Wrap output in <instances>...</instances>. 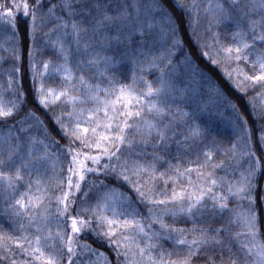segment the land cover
<instances>
[{
  "label": "snow or ice",
  "instance_id": "snow-or-ice-1",
  "mask_svg": "<svg viewBox=\"0 0 264 264\" xmlns=\"http://www.w3.org/2000/svg\"><path fill=\"white\" fill-rule=\"evenodd\" d=\"M174 3L175 7L185 12L190 10L189 5L175 2V0ZM110 5L112 6L111 11H109ZM13 9L16 11L22 9L25 17H31L29 36L33 39H35L36 31L42 30L49 23L53 25L48 31L43 32V36L49 38L46 42H50L54 49L58 48L59 54H63L64 63L52 65L49 61H43L42 72L37 70L35 63H31L30 70L33 83L37 75L41 78V83L35 89L40 105L50 108L55 101L66 98V105L72 106V110L67 112L68 122H65L61 116L54 117L61 127L63 138L68 140L65 150L66 156L70 159L67 160L66 181L64 179L60 181L61 184L66 182V190L61 189L59 194L53 192L49 195V187L43 179L47 164L52 158L47 142L29 137L28 150L25 155L21 152L23 141L20 136L17 135L15 142L12 140L11 126L7 135L0 136V182L4 184L5 201L14 200V203H7L5 214L10 213L12 217L19 218L21 221L19 229L22 233L19 236L11 233L0 234V249H3L5 253H10L12 250L8 242H11L25 257L18 261L16 254L12 253L0 256V261H10V264H33V262L63 264L65 249L67 264H77L75 257L86 252L103 256V253H97L90 244H79L77 238L85 230H89L97 239L106 241L109 247L115 245L113 251L117 257L116 264H196V258L199 256L205 257L202 264H264V242L259 239L254 210L249 208L246 213L234 211L232 216L227 220L224 219L225 213L230 211L228 207L230 197L244 198L243 194L247 193L251 186L250 177L254 175L255 169L250 170L247 176L242 175L239 182L228 183V194L225 195L223 191H217L218 186L223 189L224 185L222 181L213 178V173L197 171L198 179L194 181L191 176L192 167L181 171L179 165H176L174 176L159 173L160 177L167 175L164 181L166 188L169 181L175 184L185 177L187 184L179 191L173 187L170 196L166 189L161 192L155 190L156 161L160 157L154 151L151 160L140 159V157H146L147 153L136 150L137 141L135 138L129 139V133L134 127L130 120L136 118L140 121L139 125L135 126L141 138L139 142L143 143L145 148L148 147L149 141L156 137L158 140L153 145L154 149L165 143L166 131L161 130L152 119L145 117L144 103H141V101L147 103L148 117L155 115L162 118L164 116L166 109L161 107L159 102L151 99L159 97L164 92L163 75L160 77V87H153L152 83L145 81L146 91L142 94L135 93L130 87L126 88L123 85L117 93L112 81H109L111 90L101 89L99 85L86 84L85 77L81 75L79 85L81 88H86V92L80 95L70 94L71 89L77 92L80 89L74 83L75 77L72 70L66 66L68 56L64 38L68 36L72 37L78 50L83 44L87 60L79 63L96 66L103 61L104 72H107L112 58L102 56L100 51H89L97 40L100 41L101 48L110 46L112 41L125 44L127 50L123 55L133 57V63H140L142 70L144 62L147 63V67L153 68L158 66V60L162 62L167 58L163 53L159 57L151 56V59L144 54L146 46L154 45L160 40L172 39L174 45L179 43L175 39L177 28L170 26L158 28L156 18L151 14L157 10L163 11L159 0H151L149 3H141V0H58L57 3H51V0H48L47 6L45 0H34V2L12 0V6L0 3V23L15 28L16 15ZM205 11L211 13L209 30L213 23L219 25L225 21H232L235 24L236 30L230 33L232 43L227 46L221 44L227 61L237 62V66L226 73L228 78L232 79L233 72H235L237 76H243V80L236 81L235 86L238 89L244 90L247 87L256 86L264 89V51L256 52L255 59H250L258 42L260 47L264 48V15L260 20H255L250 15L251 12L257 11L264 13V0H259L258 3L257 0H249V3L243 5L240 0H229L227 6L219 2L212 4L210 0ZM245 17L248 18L247 30L243 23ZM161 19H166L169 24L172 22V17L168 13H164ZM191 23L192 18L189 17V27ZM258 26L259 33H257ZM110 30H114V34H110ZM54 33L56 39L52 40ZM249 33H252L251 40L248 39ZM216 43L220 44L219 39ZM138 55L143 57V61L136 59ZM203 55L211 59L208 52H204ZM29 57H32L31 50ZM241 60L251 64L253 69L251 74L239 67ZM212 63L218 64L219 61L212 59ZM50 69L58 73L62 72L64 80L67 81V84L61 86L59 91L51 87L45 90L43 80ZM16 70L19 71V69ZM141 80H143L142 76ZM245 82L251 83L246 84ZM11 85L10 79L9 88ZM101 91L105 94L104 98L100 96ZM16 99H19V94ZM134 100L140 105L135 110L132 109ZM88 103H92L93 107H78ZM15 108V103L9 107L0 99V121H6L12 117ZM233 108L235 109V105ZM101 112L103 116L100 115ZM27 117L34 118V113L29 111ZM120 117L125 119L119 120ZM24 122V117L17 121L21 125L20 132L28 131L23 127ZM154 131L155 137L153 136ZM189 132L190 136L185 137L186 140L189 138L197 140L203 136L199 126L190 127ZM248 138L251 142V133ZM77 142L79 147H77ZM257 143L260 148H264V126L261 127ZM37 144L42 145V152L39 155L35 147ZM124 145H127L131 151L128 156L122 158ZM84 149L89 151H84ZM132 152L137 158H132ZM62 154H57V159ZM243 154L255 155L251 147ZM204 156L206 160L205 164L200 166L201 169L208 166L213 153L206 151ZM17 157L22 162L16 167L15 172L13 174L5 172L4 169L14 164ZM172 167L170 165V168ZM213 167H220V165H213ZM33 172L36 173L35 193L32 192L33 180H29L28 190L16 198L15 194L19 192L18 182L23 180L25 174L31 176ZM89 173H95L97 176L100 174L108 176L112 173L131 184L140 199L149 206L150 223L145 225L143 218L136 219L138 213L135 209L118 211L117 202L123 197H117L113 190L103 192L95 206L84 207L82 211H75L73 215L75 200H70V197L74 195L72 189L75 188L76 192H81L82 183L86 181ZM88 196L89 192H84L85 201ZM53 197L56 202L57 215L54 233L48 227L51 223L49 205ZM247 198L252 199L250 194ZM206 201H211V204L209 205ZM157 206L163 207L158 208ZM108 212H111V216L107 215ZM166 216L173 217V222H166ZM178 216L185 217L186 222L190 220L192 227H176L175 218ZM25 219L27 224L23 222ZM69 221L70 232L68 231ZM217 221L219 226L213 227L212 225ZM237 223L241 225V230L233 233V239H236L239 245L234 249L232 242H225L222 237L228 233L230 225ZM153 225H159V229L153 228ZM30 228L36 230L32 238L27 234ZM130 229H135V232L130 233L128 231ZM118 230H120L119 238ZM189 233L192 234L191 239L188 238ZM239 237H246V239L239 240L237 239ZM162 241L172 242L171 250H166ZM77 247L81 249L79 253ZM157 249H159L158 255L154 254Z\"/></svg>",
  "mask_w": 264,
  "mask_h": 264
},
{
  "label": "trees",
  "instance_id": "trees-1",
  "mask_svg": "<svg viewBox=\"0 0 264 264\" xmlns=\"http://www.w3.org/2000/svg\"><path fill=\"white\" fill-rule=\"evenodd\" d=\"M34 2V0H30ZM58 0H51V3H57ZM151 0H141V3H149ZM163 6V11L157 10L151 14L156 18L159 27H176L177 35L176 40L179 44L176 46L172 39L160 40L154 45L145 47L144 54L151 59V56L159 57L163 53L167 58L162 62L157 61V67L149 68L147 63L144 62L143 70L141 64L133 63V57L123 55L127 50L125 44H117L112 41L111 45L106 48H101L99 40L93 47L89 49L92 51H100L102 56L111 57V61L107 67V72H104L105 65L103 61L96 66H87L86 63H79L80 61L87 60V55L84 53L83 44L77 49V45L73 42L72 37L64 38V45L68 56L67 67L70 68L75 77L74 83L80 89L77 92L75 89L70 90V94L80 95L86 92V88H81L79 85V77H85L86 84L99 85L101 89L109 88L111 85L109 81L114 82L115 91L118 93L121 85L126 88H131L135 93L142 94L146 91L145 81L153 84V87H160V77L163 75L164 92L159 97H152L154 102H159L160 106L165 108L164 116L157 117L152 115L148 117L147 103H144L145 117L150 118L156 123L161 130L166 131L167 139L165 143L154 149L153 145L156 144L158 137L149 141L148 147L145 148L144 144L139 142L140 136L137 133L136 125L140 121L132 118L130 123L134 127L130 130L129 139L135 138L137 144L136 150L144 151L147 153L146 157L140 159H152V153L155 151L160 157L156 161L157 179L155 180V190L157 192L166 189L167 194L171 195L173 187L180 190L181 187L187 184V178H182L180 181L173 184L169 181L167 188L165 186V179L167 175H175L174 167L179 165L181 171L184 168L192 167V179L196 181L197 171L211 172L213 178L217 181L223 182V189L217 187V191H223L227 195V184L237 183L241 180L242 175L247 176L250 170L255 169L254 175L250 177L251 186L248 192L243 194L244 198L241 199L236 196L230 197L229 212L225 213L224 219L227 220L234 211L247 212L249 208L253 209L256 215V225L259 232V239L264 242V148L258 146L261 127L264 126V89L259 86L247 87L244 90L238 89L235 84L237 80H243V76H237L233 72V78L229 79L227 72L232 71L237 66L235 61H227L226 54L221 49V44L229 45L232 43L230 33L234 32L235 24L232 21H225L219 25L213 23L209 30V17L210 12H206L210 0H175L185 5H189L190 10H185L175 7L174 0H159ZM224 3L226 6L229 0H211L212 4ZM259 0H257V3ZM0 3L12 6V0H0ZM195 6H192V4ZM241 5L249 3V0H240ZM46 6L48 0H45ZM194 9H191L193 8ZM251 7V4H249ZM112 6H109L111 11ZM15 28L11 25L0 23V99L11 107L12 103L16 104L14 114L6 121H0V136L8 134L9 127L11 126V137L13 142L16 141L17 135L20 136L23 143L21 144V152L26 155L28 150L29 137H35L37 140H44L47 142L52 158L47 164V171L43 176L44 181L49 187V195L53 192L59 194L61 189L67 188L66 182L61 184L60 181H66L67 173V160L70 159L66 156L65 145L68 140L63 138V133L60 125L55 121V116H61L65 122L69 121L67 112L72 110L71 105H66V98H61L55 101L50 108H45L40 105L37 100L36 87L41 83V78L37 75L35 83H33L32 72L30 70L31 63L37 65L39 72L43 71V61H49L52 65L63 64V54L58 53V48L54 49L50 42H46L49 38L43 36V32L48 31L53 27L51 23L45 25L42 30L35 32V39L29 36L31 17H25L23 10L16 11ZM164 13H168L172 17V22L166 19H161ZM250 15L255 20H260L264 13L251 12ZM189 17L192 18L191 27H189ZM245 30L248 28V18L245 17L244 21ZM260 28L257 27V33ZM110 34H114V30H110ZM62 35V34H61ZM89 35H91L89 33ZM252 33H249L248 39L251 40ZM87 38V37H85ZM52 40L56 39L54 33L51 37ZM219 39L220 44L216 43ZM32 52V57H29V51ZM264 51L260 47L259 42L254 53L250 59H255V53ZM208 52L211 59L205 55ZM170 53V55H169ZM18 57V58H17ZM137 60L143 61L142 56H137ZM212 59L219 61L218 64H213ZM239 67L249 74L253 69L250 63H245L243 60L239 62ZM16 69H19L17 71ZM103 73V75L101 74ZM141 76L143 80H141ZM11 79L12 85L9 88V80ZM45 90L49 87L59 91L61 86L66 85L67 81L64 80L62 72H55L49 70L45 74L43 80ZM250 84L251 82H245ZM19 94V99H16ZM101 98H104L103 91L100 93ZM114 98V97H113ZM235 105V109L233 108ZM78 107L91 108L92 103L79 105ZM140 105L134 100L132 102V109L139 108ZM31 111L34 113V118H28L27 113ZM186 113V115H184ZM103 116V113H100ZM22 117L25 118L23 127L27 132H20L21 125L17 123ZM242 118V119H238ZM125 119L120 117L119 120ZM246 122V123H245ZM199 126L203 132L200 139L193 140L191 138L185 139L190 136V127ZM247 129V131L245 130ZM249 133L252 135L251 142L249 141ZM155 137V131L153 132ZM235 145V148H233ZM37 155L42 152V145H35ZM77 147L79 143L77 142ZM249 147L255 155H244ZM84 151H89L84 149ZM130 149L127 145L123 146V156H128ZM212 151L213 158L208 162L206 168L201 169L200 166L205 164L204 152ZM59 159H57V154ZM235 153V155L233 154ZM6 155V153H2ZM132 158L135 153L132 152ZM20 158H15V163L10 167L5 168L4 171L13 174L16 167L21 163ZM90 163V162H89ZM219 164L220 167H213ZM170 165L173 167L170 168ZM159 173H166L164 177H160ZM36 173L33 172L31 176L24 175L23 180L18 182L17 187L19 192L15 194L16 198L27 191L29 180H33L32 192L35 193L36 185L34 183ZM143 183V181H141ZM113 190L117 197H123L118 200L117 210L135 209L138 215L136 219L143 218L145 225L149 224L148 219V205L143 202L138 193L131 184L119 179L115 174L109 173L108 176L100 174L97 176L95 173L87 174V179L82 183V191L76 192L75 188L72 189L73 196L70 200H75L73 205L75 211H82L84 207H93L97 203V199L103 192ZM89 192V196L85 201L84 192ZM189 191H191L189 189ZM248 194L252 199L247 198ZM14 203L12 201H5L4 199V184L0 182V234L11 233L12 235H21L19 229V218L12 217L10 213L5 214L7 203ZM209 205L211 201H206ZM55 198L53 197L52 203L49 205V228L54 233L56 231V207ZM162 208L163 206H157ZM171 207V205H169ZM107 215L111 216V212ZM63 219V218H61ZM166 222L172 223L173 217L166 216ZM208 219V217H204ZM176 227L191 228V221L186 222V218L178 216L175 218ZM27 224V220L23 221ZM68 231L70 232V221L68 222ZM213 227H218L219 222L214 223ZM153 228L159 229V225H153ZM241 230L240 224L229 226V231L226 233L222 240L225 242H232L233 248L239 247L237 240L233 239V233ZM134 233L135 229L128 230ZM27 234L32 238L36 234L35 228L28 229ZM46 234V233H45ZM120 230H118V238ZM139 238V237H138ZM188 238H192V234H188ZM79 244L88 243L97 253H103V256L93 255L92 253H84L75 257L77 264H116L117 257L112 247H109L106 241L97 239L89 230L77 238ZM239 240L246 239V237H239ZM11 247L10 253H5L0 249V256L16 254L18 261L23 260L25 257L20 254V249L14 243L8 242ZM166 250H171L173 247L172 242L162 241ZM59 245V242H57ZM143 246V245H141ZM81 249L77 247L79 253ZM159 249L154 254L158 255ZM123 259V257H121ZM205 259L204 256L196 258V264H202ZM0 264H10V261H0ZM36 264V262H33ZM63 264H67L66 249Z\"/></svg>",
  "mask_w": 264,
  "mask_h": 264
},
{
  "label": "rangeland",
  "instance_id": "rangeland-1",
  "mask_svg": "<svg viewBox=\"0 0 264 264\" xmlns=\"http://www.w3.org/2000/svg\"><path fill=\"white\" fill-rule=\"evenodd\" d=\"M192 6H195V4L193 3V4H192ZM191 9H194V7H193V8H191ZM178 44H179V43H178ZM178 44H175V45L177 46Z\"/></svg>",
  "mask_w": 264,
  "mask_h": 264
}]
</instances>
